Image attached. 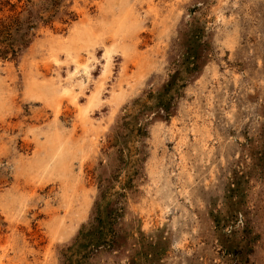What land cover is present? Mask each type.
I'll list each match as a JSON object with an SVG mask.
<instances>
[{"label": "rangeland", "instance_id": "obj_1", "mask_svg": "<svg viewBox=\"0 0 264 264\" xmlns=\"http://www.w3.org/2000/svg\"><path fill=\"white\" fill-rule=\"evenodd\" d=\"M0 264H264V0H0Z\"/></svg>", "mask_w": 264, "mask_h": 264}, {"label": "bare ground", "instance_id": "obj_2", "mask_svg": "<svg viewBox=\"0 0 264 264\" xmlns=\"http://www.w3.org/2000/svg\"><path fill=\"white\" fill-rule=\"evenodd\" d=\"M121 31V30H120ZM121 50H124V48H122ZM116 48L112 47L107 49L105 55L107 58V63H106V67H105V71L107 73L109 65L111 64L110 62H112L111 58H112V53L115 55ZM91 52V51H90ZM88 51V53H90ZM117 52V51H116ZM94 53V52H92ZM91 54V53H90ZM94 55V54H93ZM92 55V56H93ZM113 55V56H114ZM90 59V58H89ZM93 59V58H92ZM95 60V59H94ZM90 61V60H89ZM92 64V63H90ZM94 65V64H93ZM92 65V66H93ZM103 67V66H102ZM111 70V69H110ZM85 71L87 72V74L90 71V67L89 64H86L85 66ZM101 71V70H100ZM103 71V70H102ZM98 83V82H97ZM100 83V82H99ZM96 84V83H95ZM100 85V84H99ZM56 87V86H55ZM94 87V86H93ZM92 88V87H91ZM100 88V87H99ZM91 90V89H90ZM55 91L60 92V93H64V94H68V95H72L73 98H75L74 94L75 91H72V85L67 84L65 86H58L57 89H55ZM103 92V91H102ZM89 94V93H88ZM94 95V94H93ZM104 98V97H103ZM77 100V99H76ZM100 100V92H96V94L91 97V99L89 100V104L88 106L83 110L82 114H87L89 108L95 106ZM80 101V100H78ZM53 136V135H52ZM58 137H52L51 140V145H50V152L48 153V155L46 156L45 159L41 160L38 163V168H41V171L46 172L49 170V168L51 167V164H54L56 169H60L61 167H64V157L66 156L67 152L65 149V145L64 143L59 142V140L57 139ZM52 172H54V170L52 169ZM25 203V202H24ZM23 204V203H22Z\"/></svg>", "mask_w": 264, "mask_h": 264}]
</instances>
